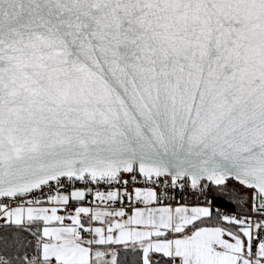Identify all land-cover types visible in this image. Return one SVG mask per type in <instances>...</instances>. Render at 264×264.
<instances>
[{
    "label": "snow or ice",
    "instance_id": "6c2138e0",
    "mask_svg": "<svg viewBox=\"0 0 264 264\" xmlns=\"http://www.w3.org/2000/svg\"><path fill=\"white\" fill-rule=\"evenodd\" d=\"M0 264H264V0H0Z\"/></svg>",
    "mask_w": 264,
    "mask_h": 264
}]
</instances>
